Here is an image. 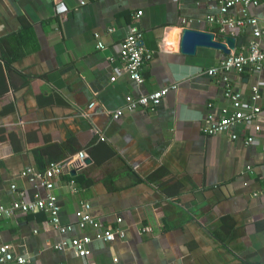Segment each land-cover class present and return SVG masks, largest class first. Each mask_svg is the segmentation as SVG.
I'll return each instance as SVG.
<instances>
[{"label": "crops", "instance_id": "1", "mask_svg": "<svg viewBox=\"0 0 264 264\" xmlns=\"http://www.w3.org/2000/svg\"><path fill=\"white\" fill-rule=\"evenodd\" d=\"M219 6L216 0H0V207L45 198L47 191L23 172L56 163L64 170L54 191L61 223L73 227L60 235L47 211L17 213L0 219V244L29 264H264V68L229 74L246 110L254 105L252 88H259L262 113L227 133L204 134L210 116L234 112L225 82L208 70L229 54H248L254 39L251 26L233 31L210 23L208 17L220 18ZM139 11L152 57L140 85L120 58ZM248 13L264 32V0ZM230 15L241 18L242 8ZM182 20H189L185 28ZM184 29L212 33L223 44L233 38L235 47L185 54ZM258 43L264 50V33ZM166 88L154 110L113 119L128 97ZM82 152L90 161L75 167ZM82 203L125 238L95 239L87 257L56 251L63 239L94 236L77 227Z\"/></svg>", "mask_w": 264, "mask_h": 264}, {"label": "built area", "instance_id": "2", "mask_svg": "<svg viewBox=\"0 0 264 264\" xmlns=\"http://www.w3.org/2000/svg\"><path fill=\"white\" fill-rule=\"evenodd\" d=\"M219 2L220 18L208 17L210 23H221L222 26L229 30L242 29L251 26L253 29V42L250 44L248 54L239 53L231 54L221 61L218 67L209 69L207 74L211 77L221 76L226 84L225 97L231 102L234 112L227 111L219 119L210 116L204 128L206 136H215L222 133H227L236 124L251 123L261 113L262 109L258 105L261 100L259 88L256 86L252 88L251 100L253 107L248 110L244 108L243 95L231 87L229 81V74H242L247 69L251 68L256 72L262 71L264 68V50L259 46V40L263 36V31L259 27V21L248 13V8L251 5H257V0H216ZM242 8V17L235 19L231 17V12L236 7ZM143 16V12L139 11L133 17L134 24L129 27L127 38L125 39L120 50V58L124 64L126 73L138 85L144 83V67L147 61L151 60V54L146 48L144 35L138 27V20ZM189 23V20H182L183 28ZM99 39V36H97ZM98 49L105 50V45L99 41ZM110 61L113 58L109 59ZM115 79H113L114 81ZM171 90L169 88L156 91L149 95L141 96L138 99L128 97L125 106L113 113V119L118 120L128 113H132L139 108H146L154 110L157 108L164 97H166ZM94 103L89 108L92 109ZM236 138V136H234ZM104 140V139H102ZM254 139L250 138L248 144L253 143ZM88 155L84 152L78 155L77 163L73 164L75 167L85 165ZM64 172L63 167L56 163H51L42 172L33 169H27L23 172V176L35 184L36 187L44 188L47 191L45 198L39 196L33 201H25L17 199L11 208L0 207V219L5 217L15 216L17 213L29 214L39 211H47L50 215L51 226L60 234L66 235L73 229L72 226H63L61 223V207L58 202V197L54 193L55 180ZM75 181H71L73 190L75 189ZM13 192H16V186H12ZM77 227L81 231L90 228L95 232L94 236L84 235L82 238H74L70 241L63 239L54 246V249L59 252L66 250H73L76 255L80 257H87L91 254L89 246L96 239L105 243H112L117 238H125V232L119 228L111 230L104 228L91 214V205L89 203H82L80 209L76 212ZM121 222V220H119ZM1 239V236H0ZM30 260L24 256L17 255L13 252V248L8 244H0V264H29Z\"/></svg>", "mask_w": 264, "mask_h": 264}, {"label": "water", "instance_id": "3", "mask_svg": "<svg viewBox=\"0 0 264 264\" xmlns=\"http://www.w3.org/2000/svg\"><path fill=\"white\" fill-rule=\"evenodd\" d=\"M225 39L227 44L216 41L215 35L212 33L184 29L182 35V51L185 54H193L197 47H208L230 53V50H228L227 47L229 46L230 49H234L235 39L230 37H225ZM89 161L90 160H86V163H89Z\"/></svg>", "mask_w": 264, "mask_h": 264}]
</instances>
